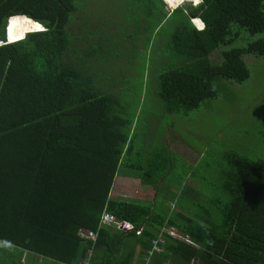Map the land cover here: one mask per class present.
Here are the masks:
<instances>
[{
	"label": "trees",
	"instance_id": "16d2710c",
	"mask_svg": "<svg viewBox=\"0 0 264 264\" xmlns=\"http://www.w3.org/2000/svg\"><path fill=\"white\" fill-rule=\"evenodd\" d=\"M134 1L0 0V264H264V102L247 149L135 133L246 95L264 0Z\"/></svg>",
	"mask_w": 264,
	"mask_h": 264
},
{
	"label": "rangeland",
	"instance_id": "374dc122",
	"mask_svg": "<svg viewBox=\"0 0 264 264\" xmlns=\"http://www.w3.org/2000/svg\"><path fill=\"white\" fill-rule=\"evenodd\" d=\"M197 4L198 3H189L188 7L191 8L194 5V7H196ZM137 5H139V2L126 0L125 15L131 10L137 9ZM12 20L9 27H7L9 28L7 30L9 34L13 24L29 21V19L26 20L21 18L14 21ZM33 24H35V26H32V31L42 30L40 25L34 22ZM256 38H264V34L257 35ZM0 45H2V43H0ZM246 59L252 72L251 79L244 85H241L245 89H248L246 95H240L237 92L235 94L231 93L229 99L220 95L212 102V106L207 107L204 105L200 110L191 112L185 120L181 116H172L169 118L163 112L159 113L154 111L148 113V106L144 107L138 115L135 124V133L142 137V134L148 130L149 119L161 125L157 128V131L153 130L149 133L148 139L150 141H155L158 137L164 138L165 135H163V131H166L164 130V125L168 122L174 130V133L181 139V141H179L178 138L176 139L180 144L181 151L184 150L182 145H187L190 149H194L198 152H203L206 149H210L212 152L222 151L226 146L247 149L252 140L249 133H253L256 130L257 116L260 112L261 104L264 102V58H259L261 62L255 57L248 56ZM137 60L138 65L136 66V73L144 76L145 71L142 68V63L144 60L148 61V54L138 56ZM137 76L138 77L132 83H140L137 88L142 92L144 99L147 101L148 91L142 86V83L145 82L139 75ZM126 80L128 83L132 81L129 79ZM252 81L253 84H250ZM248 104H250L249 108ZM143 146L144 143L136 141V152L143 150ZM182 159L184 160V158ZM183 160H179V162L176 163V165H179V169L174 172L175 178H178L183 173V168L184 170L188 169L184 167L185 164ZM124 183L115 185L114 195L118 194L125 197L130 195L124 191L125 185L129 183V181H124ZM151 191L152 190H150V192ZM87 235L95 236L93 232H89Z\"/></svg>",
	"mask_w": 264,
	"mask_h": 264
},
{
	"label": "bare ground",
	"instance_id": "6f19581e",
	"mask_svg": "<svg viewBox=\"0 0 264 264\" xmlns=\"http://www.w3.org/2000/svg\"><path fill=\"white\" fill-rule=\"evenodd\" d=\"M165 2L167 3V6H168V8L170 10H175V9H177L179 7H182V6H187L188 7L189 3H198L197 1H195V2H186V1H183V0H165ZM195 23H196V25H198V21L197 20H195ZM33 32H36V31L27 32L24 36H26L29 33H33ZM9 38H10V34H9ZM19 39H21V38H19ZM10 42H13V41H11V39H10Z\"/></svg>",
	"mask_w": 264,
	"mask_h": 264
},
{
	"label": "water",
	"instance_id": "95a60500",
	"mask_svg": "<svg viewBox=\"0 0 264 264\" xmlns=\"http://www.w3.org/2000/svg\"><path fill=\"white\" fill-rule=\"evenodd\" d=\"M183 1H186V2H195V1H197V0H183ZM202 3V0H199V2H198V4L197 5H199V4H201ZM196 5V6H197ZM195 6V5H194ZM187 9H188V7L187 6H185ZM17 18H22L21 16L20 17H15L14 19H17ZM23 18H25V17H23ZM195 20H199V21H201L200 19H196V18H193V24H196L195 23ZM11 22V21H10ZM10 22H9V24H8V27H9V25H10ZM202 22V21H201ZM38 24V23H37ZM41 27H42V30H40V31H38V32H43V31H45V28L41 25V24H39ZM9 28H7V30H8ZM26 36H24L23 38H21V39H19V40H16L15 42H17V41H20V40H23L24 38H25ZM7 43H14V42H10V38H9V33L7 32Z\"/></svg>",
	"mask_w": 264,
	"mask_h": 264
},
{
	"label": "built area",
	"instance_id": "2783aa9c",
	"mask_svg": "<svg viewBox=\"0 0 264 264\" xmlns=\"http://www.w3.org/2000/svg\"><path fill=\"white\" fill-rule=\"evenodd\" d=\"M200 29H203V25H202V27L200 28ZM88 237H90V238H94V236L93 235H87ZM156 246L158 247L159 246V243L158 244H156Z\"/></svg>",
	"mask_w": 264,
	"mask_h": 264
},
{
	"label": "clouds",
	"instance_id": "9594fccd",
	"mask_svg": "<svg viewBox=\"0 0 264 264\" xmlns=\"http://www.w3.org/2000/svg\"><path fill=\"white\" fill-rule=\"evenodd\" d=\"M199 21V20H198ZM201 22V21H200ZM199 30H203L204 29V24L201 22V25H203V29H200L201 27H199L198 25L194 24Z\"/></svg>",
	"mask_w": 264,
	"mask_h": 264
},
{
	"label": "snow or ice",
	"instance_id": "6c2138e0",
	"mask_svg": "<svg viewBox=\"0 0 264 264\" xmlns=\"http://www.w3.org/2000/svg\"><path fill=\"white\" fill-rule=\"evenodd\" d=\"M197 2H199V0H197Z\"/></svg>",
	"mask_w": 264,
	"mask_h": 264
},
{
	"label": "crops",
	"instance_id": "0c3cea01",
	"mask_svg": "<svg viewBox=\"0 0 264 264\" xmlns=\"http://www.w3.org/2000/svg\"><path fill=\"white\" fill-rule=\"evenodd\" d=\"M152 261H150V263H151Z\"/></svg>",
	"mask_w": 264,
	"mask_h": 264
}]
</instances>
